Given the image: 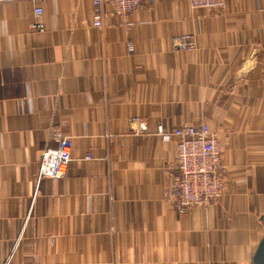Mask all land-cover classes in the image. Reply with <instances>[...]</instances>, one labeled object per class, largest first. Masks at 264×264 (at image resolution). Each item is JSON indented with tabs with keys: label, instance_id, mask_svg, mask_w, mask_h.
I'll use <instances>...</instances> for the list:
<instances>
[{
	"label": "crops",
	"instance_id": "1",
	"mask_svg": "<svg viewBox=\"0 0 264 264\" xmlns=\"http://www.w3.org/2000/svg\"><path fill=\"white\" fill-rule=\"evenodd\" d=\"M186 32L198 48L173 50ZM200 122L222 145L226 188L179 213L165 199L176 142L155 133ZM57 133L73 160L33 199ZM263 237L264 0H155L102 28L93 0L0 3V264L13 251L27 264H254Z\"/></svg>",
	"mask_w": 264,
	"mask_h": 264
},
{
	"label": "built area",
	"instance_id": "2",
	"mask_svg": "<svg viewBox=\"0 0 264 264\" xmlns=\"http://www.w3.org/2000/svg\"><path fill=\"white\" fill-rule=\"evenodd\" d=\"M19 0H0L1 2H16ZM192 9H206L221 11L226 7L227 0H186ZM155 0H93V25L102 28L104 18L109 13L120 16H130L145 6H153ZM43 8L36 5L34 13L36 20L33 29L44 30V23L38 18ZM133 22H126L130 27ZM173 50L193 51L198 48L197 36L186 32L178 34L172 39ZM132 50V46H130ZM134 124L136 135L143 134L146 129L145 121L140 117L130 120ZM163 142H176L175 169L177 175L165 187V199L171 207L179 213L186 212L192 206H208L216 202L225 192L226 179L223 172L222 145L216 134L211 131L206 122L197 124H183L167 130L163 123H159L155 133ZM58 145L42 150L36 186L33 199L39 193L40 184L46 178H63L70 166L73 149L72 136L56 134ZM95 156L88 152L84 159L91 160ZM29 216L26 219L28 222ZM21 238V236H20ZM19 238V239H20ZM2 264L15 263L14 251L8 255Z\"/></svg>",
	"mask_w": 264,
	"mask_h": 264
},
{
	"label": "water",
	"instance_id": "3",
	"mask_svg": "<svg viewBox=\"0 0 264 264\" xmlns=\"http://www.w3.org/2000/svg\"><path fill=\"white\" fill-rule=\"evenodd\" d=\"M253 260L254 264H264V237L255 252Z\"/></svg>",
	"mask_w": 264,
	"mask_h": 264
}]
</instances>
